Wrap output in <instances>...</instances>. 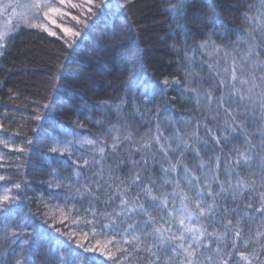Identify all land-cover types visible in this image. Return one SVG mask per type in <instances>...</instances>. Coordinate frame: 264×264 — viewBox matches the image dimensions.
Here are the masks:
<instances>
[{
	"label": "trees",
	"instance_id": "obj_1",
	"mask_svg": "<svg viewBox=\"0 0 264 264\" xmlns=\"http://www.w3.org/2000/svg\"><path fill=\"white\" fill-rule=\"evenodd\" d=\"M174 2L130 0L125 9L119 6L123 0H108L100 8H93L95 15L83 25L72 17L85 19L90 15L86 0H69L60 8L65 15H53L55 23L43 24L55 32V36L49 35L44 28L24 24L15 27L4 55L0 56V141H3L0 143V176L5 177L0 180V195L7 188L11 189L9 195L19 194L21 199L6 204L10 211L0 212V264H14L15 253H19L20 241L24 238L30 241L29 245H24L30 264H56L61 253L69 261L79 253V259L85 264L88 258H94L97 264H113L99 250L84 252L77 247V239L87 247L96 246L97 239L105 244L111 237L97 235L93 239L92 225L86 226L84 221L89 200L77 195L75 188L84 183H92L95 187L101 166L104 179L108 178L109 169L114 177L126 178L132 161L142 162V156L147 155L148 170L144 175L156 181V190L171 192V184L160 187L165 179L162 166L168 167L163 153L139 152L136 142L156 134L158 124L165 137L186 125L191 130L197 121H200L202 138L206 134L205 123L217 135L221 134L217 124L223 125V111L214 120V112H208L203 106L197 108L195 95L189 89L201 85V94L212 89L213 83L219 80L216 72L224 76L223 70L231 65V58L220 57V53L213 57L211 47L201 49L199 45L212 34L216 45L222 46L221 54L225 50L236 54L231 42L249 27L243 13L249 11L248 5L252 4L255 6L251 9L252 15H257L260 0H189L186 17L178 25L165 11L169 3ZM72 4H84V10L71 7ZM193 16L200 19L194 20ZM64 28L80 31L72 48L61 39L65 37ZM186 55L190 62L185 59ZM61 64L66 78H62L53 92L52 77ZM210 64L215 71H209ZM186 71L192 75L186 77ZM164 78L180 83L172 82L165 88L161 83ZM214 95L219 96L220 90H215ZM117 104L121 105L119 112ZM215 107L213 103L212 108ZM37 109L43 117L39 121L34 119ZM128 132L132 134L131 141L121 139L117 150L113 151L112 137L123 138ZM235 135L238 138H230L224 153L233 145H243V134ZM87 139L107 145L103 160L93 145L84 143ZM28 140L32 143L28 144ZM66 141H71L70 155L50 150L54 146L63 147ZM19 148L25 151L20 152ZM94 158L96 163H93ZM84 160L89 164L84 165ZM186 162L190 167L196 163L190 154ZM252 168L258 171L259 161H255ZM238 171L247 178L246 168ZM176 175L172 173L167 178ZM56 178L62 182L60 187L55 186ZM220 179H225L223 167ZM16 183L20 184V189L14 187ZM213 190H218V184H213ZM135 191L133 189L132 193ZM100 196L101 199L91 202L98 212L119 211L116 207L119 199L109 203L103 191ZM220 203L229 209L245 210L243 201L233 202L230 195ZM176 207H179L178 200ZM153 211L157 217L167 218L159 209ZM229 218L233 222L237 219L235 216ZM87 219H93L91 214ZM193 223L195 225V220ZM24 224L28 231L17 238L16 244H11L8 229H18ZM259 224V219L244 222V235L254 236ZM212 227L220 228L218 224L213 225L209 231ZM96 231H101L99 223ZM84 232L89 233L87 239H82ZM115 244L113 241L108 247L114 250ZM115 256L119 259L120 253Z\"/></svg>",
	"mask_w": 264,
	"mask_h": 264
},
{
	"label": "snow or ice",
	"instance_id": "obj_2",
	"mask_svg": "<svg viewBox=\"0 0 264 264\" xmlns=\"http://www.w3.org/2000/svg\"><path fill=\"white\" fill-rule=\"evenodd\" d=\"M67 2L69 0H58V3L54 0H31L27 5L0 6V12L9 6H12L13 12L24 7L27 11L18 15V23L28 27L44 28L49 35L55 36L56 33L42 23L33 21L39 18L40 13H43L46 19H52L50 14L65 15L59 5ZM188 2L189 0H175L174 3H169L165 11L173 23L178 25L186 17ZM106 3L108 0H96L95 3L93 0H86L87 12L90 15L85 19H78L76 16L72 19L78 24L87 25V19L95 15L93 8H100ZM129 3L130 0H123L119 6L126 9ZM71 7L83 11L85 5L72 4ZM253 7L255 6L249 4V11L243 13L249 27L237 35L236 41L231 42L233 53L238 55L230 54L226 50L223 52L224 58H231L230 68L226 67L223 70L225 75L221 76L216 72L218 82H214L212 89L204 90L203 94L200 91L201 85L189 89L195 95L197 108L203 106L208 112H214V120L220 116L221 110L223 111V125L217 124V130L221 134L217 135L205 123L206 134L202 138L199 133L200 121H197L191 130L186 125L184 129H176L172 136L165 137L158 124L156 134H149L136 142L139 145L137 148L139 152L163 153V159L167 161L168 167L162 166L165 179L160 187L171 184V192L156 190V181L151 176L144 175L148 170L147 155L142 156V162L132 161V169L126 178L114 177L112 170L109 169L108 178L104 179V169L101 166L100 179L94 182L95 187L92 183L76 187L75 193L89 200L84 221L86 226L92 225L93 239L97 235L111 237L105 244H101L97 239L96 246L87 247L81 239H77V247L84 252L99 250L101 255L112 260L113 264H130L131 261H135V264H264V230H261L264 229V0H260L255 16L251 12ZM193 19L200 18L193 16ZM52 22L55 23V20ZM14 30L15 27L0 29V56L4 55V49L7 42L12 39L11 34ZM63 31L65 37L61 39L68 48H72L76 44V38L80 36V31L69 28H64ZM211 37L212 34H209L201 41L199 47L201 49L211 47L214 52L219 53L222 46L216 45ZM175 47L174 44L173 48ZM185 59L190 62L187 55ZM63 68V64L59 65L57 73L52 77L53 92L58 89L62 78H66L61 71ZM209 71H215L211 64ZM191 75L192 73L185 72L186 77ZM172 82L180 83L179 80ZM172 82L168 78L161 81L165 88ZM185 87H188L187 82ZM215 90H220L219 96L214 95ZM144 95L145 98L149 95L147 88ZM213 103L216 105L215 109L212 108ZM44 107L47 108L48 104ZM115 107L119 112L121 105L117 104ZM34 119L37 121L43 119L38 109ZM239 133L244 136L243 145H233L228 153H224L223 149L228 145L230 138H238L235 134ZM131 137V132L123 138L119 135L113 136L112 150H117L121 139L131 141ZM27 143L31 144L32 141L28 140ZM84 143L93 145L99 152L101 160L105 158L106 144L98 145L97 141L90 139ZM70 145L71 141H66L63 147L54 146L50 150L70 155ZM156 145L159 146L158 149L155 148ZM18 151L24 152L25 149L19 148ZM189 154L196 161L191 167L186 162ZM255 161H259L258 171L252 168ZM96 162L94 158L93 163ZM83 163L88 165L89 161L84 160ZM222 167L224 180L220 179ZM241 168L248 170L247 178L238 171ZM172 173L178 175L168 179ZM79 177L80 173L77 171V182ZM4 179L5 177L0 176V180ZM116 180H119V183H116ZM54 182L56 187L61 186L62 182L58 178ZM213 184H218V190H213ZM14 187L20 189V184L16 183ZM133 189L136 190L135 194L132 193ZM101 191L109 203L119 199V204L116 205L119 211L114 209L112 212L101 213L96 210L91 202L101 199ZM10 192L11 189L6 188L4 194L0 195V212L10 211L6 204L21 199L19 194L9 195ZM225 194L230 195L233 202L238 199L243 201L245 210L240 212L235 208L229 209L226 205L222 207L220 202L227 199ZM245 196L248 197L247 200L244 199ZM154 209H159L167 218L157 217ZM89 214L93 217L92 220L87 219ZM231 216L237 217L235 222L229 218ZM137 217L144 219L138 220ZM256 219H259L260 224L255 235L245 236L244 222ZM193 220L196 222L195 225ZM97 223L101 228L99 233L96 231ZM217 224L220 228L212 227L209 231V227ZM55 230L60 232L59 228ZM8 231L11 233L10 243L14 245L17 238L28 231V226L24 224L18 229L12 227ZM88 235L89 233L84 232L82 239H87ZM117 236L120 240H116ZM113 241H116L114 250L108 247ZM20 244L19 253H15L17 258L14 264H30L27 249L24 247L30 244L29 239H21ZM115 253H120L119 259ZM79 255L75 253V258L69 261L61 253L56 258V264H85V261L79 259ZM86 264L97 262L94 258H88Z\"/></svg>",
	"mask_w": 264,
	"mask_h": 264
},
{
	"label": "rangeland",
	"instance_id": "obj_3",
	"mask_svg": "<svg viewBox=\"0 0 264 264\" xmlns=\"http://www.w3.org/2000/svg\"><path fill=\"white\" fill-rule=\"evenodd\" d=\"M54 2L58 3V0H54ZM25 3V4H24ZM31 3V0H0V6H7V5H27ZM12 6L6 7L5 10L3 12H0V29H8V28H13L14 26H17V24H19L17 22V17L20 13L22 12H26L27 9L24 7L21 8H17L16 12H13V8ZM59 7H63L62 4L59 5ZM50 16H52V19H46L43 16V13H40L39 18L34 20L35 21H40L42 22L44 25H49V21L52 22V20L54 19L53 14H50ZM213 53V51H212ZM220 53V57H224L223 54ZM219 53L214 52L213 53V57L217 56ZM231 64V60L229 61ZM225 66H228L227 62L224 63ZM230 66H228L229 68Z\"/></svg>",
	"mask_w": 264,
	"mask_h": 264
},
{
	"label": "bare ground",
	"instance_id": "obj_4",
	"mask_svg": "<svg viewBox=\"0 0 264 264\" xmlns=\"http://www.w3.org/2000/svg\"><path fill=\"white\" fill-rule=\"evenodd\" d=\"M25 4V3H24ZM33 23H42V22H40V21H35V22H33ZM43 24V23H42ZM19 25H21V23H19V24H17V26H19ZM17 26H14V27H17Z\"/></svg>",
	"mask_w": 264,
	"mask_h": 264
}]
</instances>
